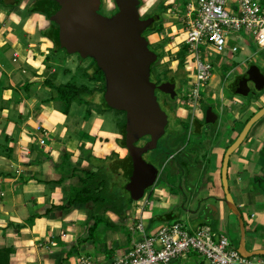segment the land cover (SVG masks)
Wrapping results in <instances>:
<instances>
[{
	"label": "crops",
	"instance_id": "1",
	"mask_svg": "<svg viewBox=\"0 0 264 264\" xmlns=\"http://www.w3.org/2000/svg\"><path fill=\"white\" fill-rule=\"evenodd\" d=\"M4 2L14 6L17 0ZM187 3L169 0L157 4L156 10L162 6L169 8L162 16L163 30L149 35L150 45L165 48L177 58L172 63L176 67L173 71L183 69L180 65L185 51V36L187 38ZM33 4L34 0H20V5L15 8L0 6V249L12 248L15 251L10 264H76L83 256L106 264L125 255L134 242L142 238L131 231L139 220L143 222L146 233L151 235L165 223L183 221L184 215L177 213L175 208L188 203V200L183 201L179 194L174 193V187L168 191L165 187H157L147 198L145 193L143 198L133 200L125 213H106L111 225H106L104 233L101 226L90 232L95 206L73 204L70 208V200L86 178L82 172L101 170L100 179L114 173L112 185L120 189V196L128 197L131 190L123 174L124 166L118 163L124 160L127 149L122 144L123 134V138L115 141L101 138L102 152L95 150L98 142H93L85 132L95 112L92 104L74 103L69 114L64 113V105L57 101V91L49 84L62 85L57 66L48 59L58 52L47 36L54 25L43 13L31 12ZM181 26L184 29L180 30ZM91 85L95 87L96 84ZM234 100L243 98L237 96ZM94 105L98 106V102ZM230 137L220 142L218 154L211 163L213 159H219V155L223 157L237 138L234 134ZM211 147L209 139L208 148L204 147L207 154L211 153ZM263 147L264 122L252 136L249 134L230 159L229 187L235 192L236 198L233 197L240 211L242 208H254L264 212ZM208 160L207 156L205 161ZM221 167H213L198 177V180L208 183L204 189L200 187L199 198L203 202L194 212L201 216L203 224L192 225L188 217L187 226L197 229L218 216L231 224ZM169 176L171 180L179 177L177 174ZM189 189L196 192L194 187ZM152 198L157 200L150 203ZM144 201L149 205L141 212L138 205ZM167 215L171 216L170 219ZM257 217L258 214L253 212L250 220ZM254 223L250 221V230L258 235V240H251L249 251L264 249V217L261 222ZM124 229L129 230V235L123 233ZM205 262L202 257L190 253L174 264H207Z\"/></svg>",
	"mask_w": 264,
	"mask_h": 264
},
{
	"label": "water",
	"instance_id": "2",
	"mask_svg": "<svg viewBox=\"0 0 264 264\" xmlns=\"http://www.w3.org/2000/svg\"><path fill=\"white\" fill-rule=\"evenodd\" d=\"M115 3L118 12L110 17L101 14L103 0H43L39 8L57 25L61 48L70 54L93 59L104 73L106 104L111 109L126 113V144L136 155L138 165L133 182L141 199L148 190L156 187L161 174L156 166L144 160V155L158 149L169 124V117L161 108L157 92L175 100L176 83L157 85L152 81L153 66L158 62L159 55L151 50L144 34L160 16L141 19V0H115ZM250 82L255 83L259 91L264 90V73L257 64H251L237 79L234 93L248 97ZM208 110L207 123H215L217 115L212 112V107ZM263 118L264 107L253 115L229 147L222 167L225 203L238 219L240 243L237 250L245 258L264 256V249L249 251L247 248L245 220L230 193L229 163L232 155L245 143L252 128ZM146 137L150 138L148 143L144 147H137L136 142Z\"/></svg>",
	"mask_w": 264,
	"mask_h": 264
},
{
	"label": "rangeland",
	"instance_id": "3",
	"mask_svg": "<svg viewBox=\"0 0 264 264\" xmlns=\"http://www.w3.org/2000/svg\"><path fill=\"white\" fill-rule=\"evenodd\" d=\"M26 1H33V0H26ZM165 1L168 2L169 0H142V5L139 8V15L141 19H147L148 17L155 15L156 12L160 10V9L156 10L155 8L156 5L159 3L161 4V2H165ZM185 1L187 0H180L181 3H185ZM103 3H104V8H103L104 12H107V15L108 14L111 15L113 12L114 13L118 12L115 0H103ZM43 17L47 19L46 16L43 15ZM179 29L182 30L184 29V27L181 26L179 27ZM149 35H150L149 32L146 33L147 38H149ZM233 38H234L233 42L238 44L243 49H240V51L237 53L229 51V54L227 56L207 55L209 59L213 62V65L215 66V69H216L215 72L217 74V78L212 83L211 87L203 88L201 91V96L203 97L204 101L206 103H210V102L215 103L218 108L219 113L223 116L224 126H223L221 135L222 136L224 135L226 139L231 138L230 137L231 130L229 131L225 128L228 126V122L226 121L227 119L225 117H229V120L231 122H234L236 125L240 126V127L238 126L237 132L234 134V136L237 137V135H240V133L244 129L243 126L245 125V123L248 122V120H250L253 117V115H255L259 111L257 107L258 108L259 106L264 107V96H262V98H260L259 100H256V103L252 104L251 102L248 103V101L244 99L240 101L239 100L236 101L234 100V97L230 95L227 96L223 93L224 86L222 83H220L219 79L225 75L227 76V74H229L232 70L233 72L236 71L238 72V74L241 75L244 72L243 69L245 68V66L248 67L251 64H257L261 68L264 67V49L260 48L256 43L255 45H253L252 41L248 40L249 36L245 32H239L235 36H233ZM185 39H186V36H185ZM148 40H150V38ZM150 47L152 50H154V52H156L159 56H161L159 61L153 66V78L152 79L157 82H162V81H165L167 76L175 77L174 81L177 86L178 99L171 101L170 106H172V111L174 112V114L177 115V117H179V119L186 118L187 116H189L190 113H192L194 117V113L191 111V109L188 106H186L187 99L185 96V91L186 90L188 92L191 91L189 86L192 87V84L195 82L196 65L193 61L194 56L184 51V54L181 57L183 69L181 71L180 70L173 71L174 68L176 67L173 66L172 63L177 58L174 57V55L170 51H166L165 48L160 49V48L154 47L153 45H150ZM167 49H170V47H168ZM48 59L50 60V63L52 65L57 66V69L59 70V73L62 76V79H61L62 84L71 83L78 87L87 86L93 89L94 85L93 87L91 85L93 82L92 78L96 76V67L94 65L93 59L91 58L84 59L79 54L68 55L65 51H58L53 56H50ZM189 68L190 70H188ZM94 88H96L97 90H100V89H103V85L96 84ZM160 97L162 99L165 98V96L161 93H160ZM95 102H98V106L94 105V103L93 104L91 103L92 110L94 109L95 112L94 114H92V120L91 122L87 124V131L85 132H87L86 135L89 136L90 139H93V142L95 141L98 142L96 143L98 144L99 147L94 145L96 146L94 147L95 150L102 152L101 143H100L101 138L103 139L109 138V139H112V141H115L116 139L121 138V137L123 138V129L127 124V115L125 112H120V111H117L111 108L108 109L106 107H103L101 95L98 97L96 96ZM85 118L90 119V117H87V116H85ZM262 122H264V118L252 128L250 132V136L254 134V132L256 131V128L260 126ZM172 123L173 124H170L169 126L166 136L160 141L159 149L149 153L145 157L146 160L152 162L154 161L153 160L154 156L155 157L162 156V152L166 150L167 145L172 140V136L179 137L181 133L184 134L187 132V130H185V127H187L186 125H183L178 122H174V120ZM202 142H203L204 147L208 148V141L203 140ZM192 144H194V142H192ZM192 144H190V146H193ZM196 146H199V145H195V147ZM218 149L219 148L214 150V153L216 154V156L218 154L217 153ZM185 151L186 153H189L187 156L189 160L187 162L188 168H189V172L187 175H188V183L190 180L189 184L191 186L188 185V183L186 184V178L184 182L181 181L180 175L183 176L185 174V171H183V169L179 170L180 175L178 179L177 178L172 179V180L171 178L169 179L171 165L168 163V161L162 160L160 164L161 176L154 189H156L157 187H165L166 188L165 190L168 191L169 188H173V187L176 188L174 193L176 192L177 194H179L183 201L188 200V203H185V204L182 203V205H177V208H175V211L179 214L184 215L183 222L185 224H188L186 220L189 217L190 224L196 226V225L203 224L201 216L197 214L196 216L194 212H197L199 208L198 207L199 202H200L199 194L201 191L200 187L204 189L206 186L205 185L206 183H203V182L202 184H200V187L197 186V182L200 181V179L198 180V177L200 178L203 175V173L211 171L213 167L219 166L220 168L222 166L223 157L222 155H219V157H217L219 159H216V160L213 159L212 163L210 162V159L208 160V162L207 161L203 162L204 167L202 170L201 167L195 164L198 160V158L194 155L196 154L195 150L193 151V150H190V148H186ZM200 159L203 160V157H201ZM165 162L168 164L163 165L165 164ZM113 178H114V173H111L109 176V180H108V183H109L108 187L110 186H112V188L114 187L111 181ZM181 184H183L186 190L184 188L182 190L180 189ZM121 185H123V182L121 183ZM190 187L192 188L194 187L196 192L194 191V189H189ZM154 189H150L146 192L147 193L146 198L151 195V191H153ZM119 191L120 189L118 187L115 188V192L117 194H119ZM230 193L232 194V196L236 198L235 192L232 189ZM156 200L157 199L152 198L150 203ZM143 203H145V201ZM149 209H151V207H149ZM189 211L193 213H190ZM253 212L258 214L257 219L255 220L251 219L253 221V225H255L254 222H258V220H260L261 222V220L264 217V212L255 211L254 208H250V209L242 208L241 209V213L243 214V219L245 220V223H246L245 224L246 225V240H247L248 249L251 248L252 244L250 242L252 239L254 241L258 240V235H256L255 233H252L250 230V227H251L250 218ZM148 215L149 214L147 213L146 216ZM227 215L228 216L231 215L229 216L231 217L229 218L232 221L231 224L230 222H228L227 219L221 220L219 216L216 218V220L209 221L207 224L210 226H213L216 230L221 232V234L226 235L230 239L231 243L234 246L238 247L240 243V229H239L240 226H239L238 219L236 218L235 215L231 214L229 209L227 210ZM108 220L109 218H107L106 215L102 217V222L100 224V226L102 227L101 231L103 230L102 233H104V230H107L106 225L108 224L107 222ZM192 225L187 226L189 230H195L194 228L191 227ZM233 226L237 228H234ZM123 233H126L129 235V230L124 229ZM262 234L263 233L260 232V235ZM192 254L199 256L196 253H192ZM257 258H264V256H259Z\"/></svg>",
	"mask_w": 264,
	"mask_h": 264
},
{
	"label": "built area",
	"instance_id": "4",
	"mask_svg": "<svg viewBox=\"0 0 264 264\" xmlns=\"http://www.w3.org/2000/svg\"><path fill=\"white\" fill-rule=\"evenodd\" d=\"M185 13L186 52L194 56L195 82L185 91L186 106L196 107L203 88L216 80L215 66L207 55L227 56L243 49L233 36L245 32L264 49V1L262 0H187ZM239 37V36H238ZM190 70V68L188 69ZM148 202L138 205L143 212ZM141 236L127 253L106 264H174L196 253L207 264H264V258H245L230 239L209 225L189 230L183 221L165 223L153 234L146 233L141 220L131 227ZM76 264H100L90 257H80Z\"/></svg>",
	"mask_w": 264,
	"mask_h": 264
},
{
	"label": "trees",
	"instance_id": "5",
	"mask_svg": "<svg viewBox=\"0 0 264 264\" xmlns=\"http://www.w3.org/2000/svg\"><path fill=\"white\" fill-rule=\"evenodd\" d=\"M43 0H34V4L32 5V8H30L31 12H39L40 8L39 5ZM142 1V0H141ZM20 5V0H17L16 5L9 6L7 5L4 0H0V6H6L8 7H17ZM169 7L162 6L160 7V10L156 12L155 15H159L160 19L156 20L154 24L151 25L149 30L146 33H159L163 30L162 26L164 23L163 14L168 10ZM118 11V9H117ZM154 16V15H153ZM152 17V16H151ZM149 18V17H148ZM54 25L53 31L47 35L52 42L55 44V48L57 51H65L68 55L70 54L68 51L61 48L58 38H57V25ZM146 33L144 36L146 37ZM148 39V38H147ZM151 48V47H150ZM152 50V49H151ZM183 50L186 51V47L183 48ZM154 51V50H153ZM83 58V57H82ZM161 56H159V59ZM85 59V58H84ZM159 61V60H158ZM94 65L96 67V76L92 78V83L94 84H102L103 89L97 90L96 88H89L87 86L78 87L74 84L67 83L62 84L60 86H55L52 83H49L52 88H54L57 91V101L64 105V113L69 114L71 107L74 103H78L79 105H90L93 104L96 100L97 94H100L102 96V106L110 109V107L106 104L104 95L106 91V79L104 73L98 68L96 62L94 61ZM180 68H183V64L180 65ZM169 79H175V77L169 78L167 76L166 80ZM164 83V81H163ZM259 96L255 97V100H258ZM94 101V102H92ZM124 139L122 141L123 146L127 147L126 144V126L123 129ZM128 148V147H127ZM131 158H128L129 160V167L125 168L123 167V174L125 175V179L128 185L129 192L128 197L124 198V196H120L115 192V187L112 188V186L108 187V180L109 175L107 174L106 178L101 177V170H98L97 172H82L85 175V180L82 182V187L78 188V192L75 193L72 200H70L69 206L70 208H73L75 204L78 205H87L91 204L95 206L96 214L92 215L91 220L93 221V226L90 228V232L98 230L100 227V224L102 222V217L108 213V212H115L119 215L125 213V211L130 207V204L133 200H137L140 198L137 189L135 188L133 178L135 175V172L137 170V161H136V155L134 152L129 151ZM171 154H167L164 157V160H169ZM131 161L134 162V166H131ZM125 160H119L118 163H125ZM120 172V171H119ZM117 195H116V194ZM131 194V195H130ZM74 204V205H73ZM170 215H167V218L170 219ZM108 222V221H107ZM109 226L111 225L110 222H108ZM237 247V246H236ZM15 253V251L12 248L9 249H0V264H10L11 256Z\"/></svg>",
	"mask_w": 264,
	"mask_h": 264
},
{
	"label": "flooded vegetation",
	"instance_id": "6",
	"mask_svg": "<svg viewBox=\"0 0 264 264\" xmlns=\"http://www.w3.org/2000/svg\"><path fill=\"white\" fill-rule=\"evenodd\" d=\"M103 8H104V3H103V6H102L101 14H104L105 16L110 17L111 15L113 16L114 14H116V13L113 12L111 15H109V14L107 15V12H104ZM249 68H250V66H248V67L246 66V68L244 69V72L241 75L238 74V72H236V71L233 72V70H232L229 74H227V76L225 75V76H223V77H221L219 79L220 83H222L223 86H224L223 87V90H224L223 93L225 95H227V96L230 95L232 97H237V96L239 97L240 96V95L235 94L233 90H234V87H235L237 79L241 78L242 75ZM263 69H264V67L262 68V72L264 73ZM152 78H153V72H152ZM169 78H171V77H169ZM152 81L154 83H156L157 85H161L163 83V81L162 82H157V81H155L153 79H152ZM164 82H173V83H175V81L173 79H169V80H166ZM249 89L250 90H249V96L248 97L240 96L243 99L247 100L248 103H250V102L252 104L256 103L255 102L256 101L255 100L256 96H259V99L262 98V96H264V90L263 91H259L258 86L255 83L250 82L249 83ZM175 90H176V93H177V97H176L175 100H177L178 99L177 86H176ZM160 93L161 92H157L158 101H159V103L161 105V108L167 113V115L169 117V124H168V126L166 128V133H167V131L169 129L170 124H173L172 123L173 120H174V122H178V123H181L183 125H186L187 127H185V130H187V132L184 133V134L181 133L179 137L172 136V140L167 145L166 150H164L162 152V156H160V157H158V156L155 157L154 156V158H153L154 161L150 162V161L145 159V157L149 154L148 153V154L144 155V160L147 163L153 164L154 166H156L160 170V164H161V161L164 160V158H165L164 156L167 155V154L168 155L171 154L169 160H167L168 163L171 165L170 174L180 175L179 170L183 169V171H185V174L183 176L180 175L181 176V181L184 182V180L186 178V184H187L188 183V175L187 174L189 172L188 163H187L189 160H188L187 156H188L189 153H186V151H185L186 148H190V150H193V151L195 150L196 154H194V155L198 158V160H197V162L195 164L197 166L201 167V169L203 170V167H204L203 166V164H204L203 162H205L206 157L208 156V158L211 161V159L216 156V154L214 153V150H216L219 147L220 142L223 141V138H225L224 135L223 136L221 135L222 134V130H223V126H224L223 116L219 113L218 108H217L215 103H211V102L210 103H206L204 101L203 97L200 95L196 107H191V106L189 107L188 106L191 109V111L194 113V117H193L192 113H190L189 116L186 117L187 119L186 118L179 119V117H177V115L174 114V112L172 111V106H170L171 101L173 100V99H171V96L161 93V94H163L165 96V98L162 99L160 97ZM209 107H212V112H214L217 115V120H216L215 123H207L206 113H207V111H209L208 110ZM226 121L228 122V126L225 127V128L227 130H229V131L231 130V132H230L231 135L235 134V132H237V129H238L239 125H236L234 122H231L229 119H227ZM246 124H247V122L245 123L243 128L246 126ZM227 130H226V132H227ZM166 133H165L164 137L166 136ZM238 137H239V135L237 136V138ZM237 138L235 139V141L237 140ZM125 139H126V135H125ZM209 139H210V143L212 142L211 143L212 147H211V153L209 152L207 154V152H205V149H204L202 141L203 140H207L208 141ZM149 140H150V138L146 137V138L136 142V146L140 147V148L144 147L146 145V143H148ZM215 140H217V141H215ZM192 142H194V144H192ZM190 144H192L193 146H190ZM195 145H199V146L195 147ZM159 147H160V142H159ZM159 147H158V149H159ZM192 147H193V149H192ZM229 147H228V149H229ZM125 148L127 149V154H126V156L124 158V160L126 162L123 163V166L125 168H128L129 167V160H127V159L131 158V155H130V152H129L130 151L129 148H127V147H125ZM226 152L223 155L222 167H223V162H224V157H225ZM184 153H186V154H184ZM201 157H203V160L200 159ZM131 162H132L131 166H134V162L133 161H131ZM168 163L165 162V164H163V165H166ZM222 167H221V176H222ZM228 175H229V173H228ZM160 176H161V174H160ZM158 181H159V179H158ZM189 183H188V185H189ZM200 183H202V181L197 182V186L200 187ZM207 184L208 183H206L205 185L207 186ZM180 188H184L183 184H181ZM202 202H199V205L202 204Z\"/></svg>",
	"mask_w": 264,
	"mask_h": 264
}]
</instances>
